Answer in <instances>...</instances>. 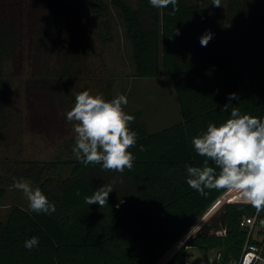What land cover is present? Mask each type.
<instances>
[{"label":"trees","instance_id":"trees-1","mask_svg":"<svg viewBox=\"0 0 264 264\" xmlns=\"http://www.w3.org/2000/svg\"><path fill=\"white\" fill-rule=\"evenodd\" d=\"M81 5L92 14L100 42L113 39L112 9L121 13L131 46L132 75L170 76L181 119L152 132L143 109L128 111L135 117L130 127L137 133V144L129 149L135 156L131 170L85 166L74 155L68 162L70 173L62 176L56 172L59 159L17 160V167L0 176V198L6 193L3 184L33 180L56 211L37 214L13 205L0 222V264H158L218 198L227 191L229 201L238 197L235 190L225 189H205L208 195L201 196L188 186L186 165L203 167L205 159L195 153L192 138L209 123L228 119L232 107L264 118V0H221L219 7L212 0H179L175 14H170L171 5L156 9L148 0H81ZM71 19L67 10L50 4L36 20L0 24V132L13 121L7 69L11 60L30 52L32 85L44 78L63 82L72 75L71 68L80 65L72 47L81 36L75 38L69 29ZM206 31L213 39L201 46ZM233 92L239 100H232L225 112ZM109 186L113 191L108 204L100 208L85 203L86 196ZM255 212L250 204L228 203L225 235H195L165 264H200L188 262V246L200 247L205 255L221 250L225 264L239 258L249 231L241 222ZM260 213L264 217V211ZM32 236L40 243L29 251L24 241Z\"/></svg>","mask_w":264,"mask_h":264},{"label":"rangeland","instance_id":"rangeland-1","mask_svg":"<svg viewBox=\"0 0 264 264\" xmlns=\"http://www.w3.org/2000/svg\"><path fill=\"white\" fill-rule=\"evenodd\" d=\"M80 3L81 0H0L2 25L9 26L18 21L36 20L43 9L53 4L71 13L72 23L68 27L74 31L75 38L78 36L82 38L73 41L72 47V53L80 60V65L71 68L72 75L64 78L66 80L63 82L44 78L42 82L32 85L30 80L34 75L30 71L33 65H30L27 58L30 52L25 53L26 58L22 52L16 56V60H11V65L7 69L9 68L10 73L8 80L13 87V94L10 96L13 121L9 128L0 132V176L8 175L9 167L11 169L17 167L15 164L19 159L43 163L59 159L62 162L56 170L57 174L66 176L70 173L71 164L68 162L75 158L72 151L75 144L73 131L75 122L67 121L65 114L74 106L77 94L84 90L93 95H102L106 99L109 97L112 99L120 94L126 95L128 104L124 110L128 112L143 109L145 121L152 132L181 119L179 103L170 76L139 78L132 75L134 67L131 46L126 37L121 13L115 8L112 9L113 39L100 42L92 14L87 7L80 6ZM73 19L76 21L75 25H72ZM69 33L73 35L71 31ZM42 55L45 58L47 51L44 50ZM54 63L55 61L51 60V64ZM43 66H46L44 61ZM59 72H62L61 68ZM27 181L33 188L39 187L33 180ZM2 186H5L6 193L0 198V222L5 221L15 204L29 208L26 197L14 185ZM226 193L218 198L193 229L171 249L169 256L185 245L197 232L202 230L211 234L223 228L222 220L218 217L209 230L202 229L215 213L220 215L225 210L224 205L229 203L231 198ZM188 236L190 237L187 238ZM168 255L158 264H164L169 258ZM208 255L210 254L205 255L200 247H187L188 262L199 263L207 259Z\"/></svg>","mask_w":264,"mask_h":264},{"label":"clouds","instance_id":"clouds-1","mask_svg":"<svg viewBox=\"0 0 264 264\" xmlns=\"http://www.w3.org/2000/svg\"><path fill=\"white\" fill-rule=\"evenodd\" d=\"M148 2L156 9L171 5L170 14L178 11L179 0ZM212 5L221 6V0H212ZM212 39L213 33L206 31L200 37L201 46H207ZM234 99L239 100V96L229 93V102L223 107L225 112H229V104ZM127 104L124 94L111 100L88 90L77 94L74 106L65 114L67 121L75 122L72 151L77 160L85 166L99 164L104 170L117 172L133 168L135 156L129 149L137 144V133L130 127L134 115L124 110ZM191 143L195 153L205 159L203 167L186 165V183L190 188L201 196L208 195L205 189L235 190L236 201L250 204L257 214L264 211V118L242 113L238 106L232 107L228 119L220 124L209 123ZM14 187L26 197L32 212L51 215L56 211L47 195L39 187L33 188L29 181L15 180ZM112 191L111 186L102 187L86 196L85 203L98 204L101 208L108 204ZM39 243V237L32 236L24 241V247L31 251ZM245 264L250 261L246 260Z\"/></svg>","mask_w":264,"mask_h":264},{"label":"built area","instance_id":"built-area-1","mask_svg":"<svg viewBox=\"0 0 264 264\" xmlns=\"http://www.w3.org/2000/svg\"><path fill=\"white\" fill-rule=\"evenodd\" d=\"M242 227H248V236L239 258L231 259L226 264H245V261H250V264H259L264 262V217L261 213L247 216L241 222ZM212 234L225 235L226 230L223 228ZM207 259L199 262L200 264H225L221 250L214 249L209 253Z\"/></svg>","mask_w":264,"mask_h":264},{"label":"water","instance_id":"water-1","mask_svg":"<svg viewBox=\"0 0 264 264\" xmlns=\"http://www.w3.org/2000/svg\"><path fill=\"white\" fill-rule=\"evenodd\" d=\"M229 203H242V202H238V201H230ZM228 204V203H227ZM227 204H225L224 205V209H226V207H227ZM218 217L222 220V225L223 226H225V218H226V213H225V210L220 214V215H218V213H215L208 221H207V223L205 224V226H203V228L202 229H204V230H209L210 229V223L212 222V221H214V220H217L218 219ZM198 234H209L207 231H203L202 232V230L201 231H199V232H197L195 235H198ZM195 235H192V237L193 236H195ZM190 236H188L187 238H189ZM172 256H173V254H172ZM171 256V257H172ZM170 257V258H171ZM169 260V259H168Z\"/></svg>","mask_w":264,"mask_h":264},{"label":"bare ground","instance_id":"bare-ground-1","mask_svg":"<svg viewBox=\"0 0 264 264\" xmlns=\"http://www.w3.org/2000/svg\"><path fill=\"white\" fill-rule=\"evenodd\" d=\"M192 229H193V228H192ZM187 234H188V233H187ZM185 236H186V235H185ZM167 255H168V254H167ZM168 256H169V255H168ZM170 257H171V256H169V258H167V260L165 261V263L168 261V259H170ZM165 263H164V264H165Z\"/></svg>","mask_w":264,"mask_h":264},{"label":"flooded vegetation","instance_id":"flooded-vegetation-1","mask_svg":"<svg viewBox=\"0 0 264 264\" xmlns=\"http://www.w3.org/2000/svg\"><path fill=\"white\" fill-rule=\"evenodd\" d=\"M214 221H215V220H214ZM214 221H213V222H212V223L209 225V226H210V228H211V225H213V224L215 223Z\"/></svg>","mask_w":264,"mask_h":264},{"label":"crops","instance_id":"crops-1","mask_svg":"<svg viewBox=\"0 0 264 264\" xmlns=\"http://www.w3.org/2000/svg\"><path fill=\"white\" fill-rule=\"evenodd\" d=\"M174 254V253H173Z\"/></svg>","mask_w":264,"mask_h":264}]
</instances>
